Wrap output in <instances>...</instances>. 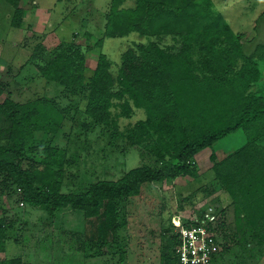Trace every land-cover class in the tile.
<instances>
[{
    "label": "trees",
    "instance_id": "16d2710c",
    "mask_svg": "<svg viewBox=\"0 0 264 264\" xmlns=\"http://www.w3.org/2000/svg\"><path fill=\"white\" fill-rule=\"evenodd\" d=\"M4 1L13 10L10 27L19 28L17 0ZM124 1H132L133 6L121 8ZM262 17L264 12L255 22ZM129 34L153 40L123 51L114 77L110 62L98 53L91 75L85 78L84 57L76 44L60 45L36 70L46 82L85 93L83 114L91 125L112 130V137L121 136L129 147L154 158L159 168L136 167L115 181H97L78 193H60V181L54 179L49 163L55 151L44 150L41 170L23 168L21 161L28 147L34 150L35 133L57 132L62 114L42 99L20 104L5 97L0 101V177L15 186L20 201L30 208L50 215L69 208L81 212L84 219H95L109 205L137 197L145 184L178 177L194 180L195 156L240 131L244 139L240 147L217 162L210 153V171L233 207L234 236L247 235L264 249V97L253 90L261 79L254 58L264 53V44L244 52L242 41L251 40L233 33L211 0H110L102 36L84 47L100 49L104 38ZM164 37L171 43L160 44ZM39 50H34V59H40L35 56ZM114 109L123 118L140 109L144 118L119 133ZM116 229V225L111 229L110 244L116 248L111 253L120 263L123 252L114 239ZM7 230L0 218V252L8 241ZM166 242L160 264H173L176 235L171 233ZM90 244L92 248L104 245ZM0 264L22 262L11 258Z\"/></svg>",
    "mask_w": 264,
    "mask_h": 264
},
{
    "label": "rangeland",
    "instance_id": "374dc122",
    "mask_svg": "<svg viewBox=\"0 0 264 264\" xmlns=\"http://www.w3.org/2000/svg\"><path fill=\"white\" fill-rule=\"evenodd\" d=\"M32 7L51 10V23L58 22L56 40L39 42L27 40L28 32L9 25L13 10L0 0V101L8 97L23 104L42 99L62 114V122L55 134L37 132L32 146L25 151L21 166L41 170L45 149L55 151L49 159L50 170L60 181V193H78L97 181H115L130 169L148 166L158 169L154 158L137 147H129L121 136L112 137V130L91 125L83 114L85 93L64 90L56 83L46 82L36 70L54 55L60 45L76 44L84 57L85 78L89 77L98 53L110 62L109 73L116 75L120 54L134 44H145L153 39L129 34L119 38H104L100 49L94 44L101 36L104 14L110 0H32ZM37 3V6L34 4ZM213 8L229 25L233 33L245 35L243 50L250 53L255 45L264 44V0H211ZM36 6V7H35ZM133 6L124 1L121 8ZM11 11V12H10ZM42 12V16H43ZM28 17V16H27ZM26 26V20L24 21ZM255 28V29H253ZM22 35L26 46H14ZM87 36V37H86ZM29 37V36H28ZM24 42V41H23ZM164 37L160 44L168 45ZM35 52L40 59H34ZM261 79L253 89L264 97V53L255 55ZM116 117V132H123L144 118L140 109H132L128 118L118 116V109L111 110ZM117 115V116H116ZM244 142L240 131L216 142L211 148L199 152L194 158L197 177H178L142 186L137 197L111 204L99 217L84 219L81 212L69 208L53 214L26 206L20 201L15 186L0 177V218L8 227V241L0 260L20 258L22 264H160V254L167 246V237L177 222H192L210 217L213 227L219 225L217 239L219 250L215 264H264V249L247 235L234 236L235 217L229 198L223 194L210 171L209 155L220 161ZM213 220V221H212ZM116 225L114 239L123 252V261L117 262L116 248L110 244L112 227ZM168 227V228H167ZM165 229L167 233H165ZM90 243H103L92 248ZM102 253L100 256L95 254ZM91 255L95 257H91Z\"/></svg>",
    "mask_w": 264,
    "mask_h": 264
},
{
    "label": "built area",
    "instance_id": "2783aa9c",
    "mask_svg": "<svg viewBox=\"0 0 264 264\" xmlns=\"http://www.w3.org/2000/svg\"><path fill=\"white\" fill-rule=\"evenodd\" d=\"M210 217L192 222H177L173 234L176 246L173 264H211L219 250L217 232ZM213 221V220H212Z\"/></svg>",
    "mask_w": 264,
    "mask_h": 264
},
{
    "label": "crops",
    "instance_id": "0c3cea01",
    "mask_svg": "<svg viewBox=\"0 0 264 264\" xmlns=\"http://www.w3.org/2000/svg\"><path fill=\"white\" fill-rule=\"evenodd\" d=\"M32 0H17V9L20 10V18H21V25L19 28L14 29H24V31H27L29 34L27 36V40H32L39 42V44L42 46V48H47L46 46L49 44H46V42H52L56 40L57 35L55 34V30L57 29L58 22H50L51 21V10L46 9L44 7H36L37 3L34 2L36 5L35 9L32 7ZM8 4V3H7ZM12 9V8H11ZM11 12V11H10ZM42 12L43 16H42ZM28 16V17H27ZM26 20V26H24V21ZM12 28V27H11ZM58 38V37H57ZM26 36L21 35L20 37L13 43L14 46H20L19 48H22L26 46L27 44ZM24 41V42H23ZM43 49H41V52L43 53Z\"/></svg>",
    "mask_w": 264,
    "mask_h": 264
}]
</instances>
